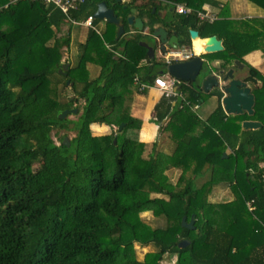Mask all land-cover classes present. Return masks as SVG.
<instances>
[{
  "label": "trees",
  "instance_id": "1",
  "mask_svg": "<svg viewBox=\"0 0 264 264\" xmlns=\"http://www.w3.org/2000/svg\"><path fill=\"white\" fill-rule=\"evenodd\" d=\"M154 1L137 4L149 31ZM182 1L203 10L205 3L210 10L220 7L218 0H158L172 10ZM257 1L264 7V0ZM221 10L211 23L194 17L182 23L184 15L174 14L185 27V44L191 45L188 25L202 37L222 39L224 47L216 52L226 70L234 66L231 58L244 61L248 51L264 45V19L242 20L248 27H241L239 19L225 22ZM63 19L57 6L40 0H0V264H158L164 258L163 264H264L261 71L251 66L244 76L254 94L253 114L226 113L218 86L206 92L217 103L203 123L180 109L178 95L160 96L151 120L159 134L178 135L169 153L140 137L143 120L132 113L137 90L130 87L137 60L121 47L122 37L108 41L103 35L109 46L101 50L88 29L75 61L66 62L69 70L90 64L96 71L84 80L59 71L63 62L55 42ZM250 27L259 33L255 43ZM140 37L137 32L131 40L146 57ZM181 86L188 92L183 97L199 105L200 82ZM73 107L74 119L59 117ZM246 118L262 125L244 129ZM69 130L74 134L67 145ZM106 133L110 149L103 142ZM110 150L113 161L107 164ZM174 168L181 174L170 182L167 171ZM223 188L232 191L231 199L208 200ZM143 212L158 220H146ZM192 214L194 227L183 226L182 217L189 221ZM183 239L188 244L178 246Z\"/></svg>",
  "mask_w": 264,
  "mask_h": 264
},
{
  "label": "crops",
  "instance_id": "2",
  "mask_svg": "<svg viewBox=\"0 0 264 264\" xmlns=\"http://www.w3.org/2000/svg\"><path fill=\"white\" fill-rule=\"evenodd\" d=\"M99 1H101V0H85L84 2L79 3L78 6L72 10V11H74V10L78 9L79 13H78V15L73 17L76 20L75 22H69V21L66 22V25L63 28V30H64L63 36H62V37H64L63 39L69 38V37L71 38L72 36L76 35L79 37V39L75 42V46H77L78 41L84 40L85 36L88 32V29L91 28L94 30V33H95L92 43L94 46H98L102 50L103 48H105V47L107 48L109 46L108 43L105 41L104 36L106 37V39L108 41H111V39L113 37L115 39H119L120 37H122L123 40L121 41V43H122L121 47L122 46L128 47L130 49V50L129 49L128 50H129V54H130L131 58H133V60L134 59L137 60V63H136L135 68H134L135 69V79L130 84V87L135 91L137 90V92H139V93H142V92L139 91L138 88H136L138 82H147L148 80H150L153 77V75H171L168 71L169 64L174 62V61L180 60V59L171 60L170 62H167V63L164 61L162 54L167 48L171 47V46H168V40H169L170 36L175 35L179 41L177 46H181L182 44H185V42H186L185 35H184V33H182L185 30V27L179 23L177 14H174L175 12H177L176 11V3H174V10H172V7L169 6L168 3L158 2V0L154 1V5H152L150 7V12L153 13L155 23L153 25V30L149 31L148 25L145 24L146 23L145 18H142V16H140L138 14L137 7H139V5H137V4L141 3V0H136L133 4H129L130 0H105L106 3L108 4V6L112 7L115 10L116 14L118 16L122 17V19H123L124 30L118 36L117 35V25L115 23L108 22L106 19H99V18H96L93 16V12L96 9V4ZM218 2H219V6L221 8H225V9L221 10L220 7H216L215 10H213V8H212L211 11H215V12H217L219 10H221V12L223 11L224 17L227 18L225 20V22L229 21V20H233V19H239L240 22H238V25L243 27L244 25H246V22H243L242 20L250 21L251 20L250 18H252V17L264 19V7L257 0H248V1H246V0H233V1L232 0H218ZM177 3L187 4L185 1L177 2ZM147 7L149 8L148 5H147ZM204 8H205L204 10H210L211 9V7H209L207 3H205ZM132 9H134V11H132ZM123 10L128 11V14H126V16L123 15ZM177 13H179V12H177ZM88 14H92V16H93L94 26H88L87 24H85L84 20ZM131 14H134L135 16H139L143 20V27L142 28H137L136 26H134V24L132 22L127 21V17ZM181 14H183V13H181ZM188 17L196 18L193 15H191V16H185L184 15V18L182 19V23H186L188 21ZM126 23L129 24L131 27H126ZM200 23H201V21H200ZM69 24H71V25H69ZM112 24H114L116 26V28H114ZM176 24H177V26H179L177 28V29H179V33H175V30H173V28ZM240 26H238V27H240ZM255 26L259 27V28L262 27V25L259 23L255 24ZM156 27H162L161 31H162L164 37L161 38V36L159 34H154V30L156 29ZM83 28H85L84 34H83ZM186 29L188 30V34H189L188 39L190 41V44L193 47V49L195 51H197L198 38H204V37L201 36V34L199 33V31L197 29H195L194 27H192L190 25H188L186 27ZM247 29H252L250 31L253 32L251 35L254 38V43H255V41H257V40H255L256 35H259V33L254 28L250 27ZM114 30H116V34L113 33ZM58 32H59V30H58ZM137 32L143 33V37H140L138 39V43L146 49V55H147L146 57L141 56V54H140L141 50L131 40L135 36V33H137ZM64 34H65V36H64ZM207 36H210V35H207ZM207 36H205V37H207ZM163 39H164V41H163ZM125 41H128L129 43L124 45ZM172 42H173V40H172ZM145 43L152 45L153 49L148 51V48L146 47ZM162 45L166 46V48L164 50L161 48ZM216 51H218V50H216ZM216 51L206 52V53L201 55V57L204 59V63L206 61L207 65L204 64V66L202 67V70L196 76L195 80L193 82H190V83H197L198 81L201 82V78L203 76H205L206 74H208L209 72L218 73V70L220 68L223 69V67H219V66L224 63V59L222 58V55L218 54ZM211 54H216V55H215V57L209 59V56ZM75 55H76V51H75ZM97 55L100 56V54H98V53H97ZM139 55L141 57H139ZM261 58H264V45L262 47L257 46L255 48H253L252 50L248 51L245 54L244 61H241L238 59L240 61V63L243 64L241 68H238L237 64H235V63H233L234 66H230V67H234L235 73L237 76L239 74L238 69H239V71L242 70V72H243L242 74L245 76L248 73V69L251 66H255L254 65L255 61L259 60ZM256 65H257V68L261 71V75L264 76V61L262 62L261 65L260 64H256ZM83 68L89 70L88 66L83 67ZM216 68H218V69H216ZM95 71H96V69L92 73H94ZM149 71H151V73L149 75L150 77L147 78L146 74ZM84 75H85V72L83 73L82 76H84ZM182 83H184L185 85L190 84V83H187L185 80H183ZM248 85L251 87L249 82H248ZM181 87L182 86L179 85L178 89H180ZM218 87L220 88V86H218ZM144 88H145L144 90H146V92H148L150 90H153V91L155 90L154 91L155 92L154 103L161 96L159 94V92L152 87H144ZM144 93L145 92H143L142 94H144ZM182 94H183V91H182ZM181 100H182V98H181ZM143 109H146V106H144ZM153 111H154V109H153ZM245 112L246 111H244V113ZM152 115H153V113H152ZM248 119H250V118H248Z\"/></svg>",
  "mask_w": 264,
  "mask_h": 264
},
{
  "label": "water",
  "instance_id": "3",
  "mask_svg": "<svg viewBox=\"0 0 264 264\" xmlns=\"http://www.w3.org/2000/svg\"><path fill=\"white\" fill-rule=\"evenodd\" d=\"M126 6V5H125ZM124 6V7H125ZM134 11V9H132ZM93 16L99 19H106L108 22H113L117 25V35L119 36L123 32V19L118 16L115 10L108 6L105 0H101L96 4V9L93 12ZM128 22H132L137 28L143 27V20L139 16L131 14L127 17ZM162 27H156L154 34H159L164 37L162 33ZM173 40V42H172ZM164 41V39H163ZM178 38L175 35L170 36L168 40V46L176 47L178 45ZM148 51L152 50V45L145 43ZM224 47L221 38H218L216 35H210L204 38H198L197 53L190 58L177 60L169 64L168 71L171 75L178 76L185 80L187 83L193 82L196 76L202 70L204 64L207 65V62L201 57L202 54L210 51L220 50ZM161 48L164 50L165 45H162ZM152 54V53H151ZM238 68L242 67V63L238 59L235 60ZM210 66V65H209ZM68 63L63 64L59 71L64 74L67 73ZM200 86L203 91H209L213 86H220L223 91L221 98V104L226 113H242L246 111L248 114L253 113V104H254V94L251 91V87L248 85V82L242 78L236 76L234 67H229L228 69L220 68L218 73L209 72L201 78ZM77 112V108L64 109L59 113V117H66L68 113ZM242 128L244 129H255L262 125V123L257 119H243ZM73 124L71 123L70 126ZM123 123L118 125L120 129ZM115 142V139H113ZM64 142L68 145L69 140L64 137ZM194 214L191 215L189 221H186L185 216L182 217L181 224L188 228L194 227ZM188 239H183L178 243V246L183 247L188 244ZM171 255V254H170Z\"/></svg>",
  "mask_w": 264,
  "mask_h": 264
},
{
  "label": "rangeland",
  "instance_id": "4",
  "mask_svg": "<svg viewBox=\"0 0 264 264\" xmlns=\"http://www.w3.org/2000/svg\"><path fill=\"white\" fill-rule=\"evenodd\" d=\"M246 1H248V0H246ZM69 25H71V24H69ZM60 30H61V27L59 26L58 34L60 33ZM84 33H85V28H83V34ZM63 38L64 37H58L57 36V41L55 42L57 53H59V55H60L59 59H60V61L63 62V64L68 63V70L67 71L69 72V74H71L75 78H78L80 80H84L85 78L89 77L90 74L97 67L88 64L89 70H87L85 68H73V69L69 70L70 62H66V61L67 60H70L71 62L75 61V59H76V57H75V51H76L75 42L79 39V37L74 35L71 38L70 37L65 38V39H63ZM127 43H129V42L125 41L124 45ZM215 55L216 54H211L209 56V59L215 57ZM236 59H238V58H231L230 61L232 63H235ZM263 61H264V58L256 60L254 63L255 66H252V67L257 68L256 64L261 65ZM84 72H85V75L82 76ZM238 72H239V74H238L239 76L243 75L242 70L239 71V69H238ZM180 90L183 91V96L188 94L186 87H182ZM154 91L150 90L148 92H145L144 94L139 93V92L135 93L133 104H132V105H134V106H132V113H134L136 116L140 117L143 120V125H142V128L140 130V137L146 141L155 140L156 148L162 149V150L167 151L169 153H172L173 150L175 149L176 145L179 142V137H178V135H175V134H173V136H170L169 133L164 132V131H162L161 134L158 133L157 126L151 120V115H152V113H154V111H153V109H154V106H153L154 105V97H155ZM202 97H203V100L198 103L199 105L194 104V103L192 104L190 99L187 97V99L186 98L183 99V102H182L183 104H182V106H180V109H185L188 112H190L192 115H195V117H193V118H195L199 123L204 122L203 118H205V116L212 111V109L214 108V106L217 103V99L215 96H213V95L209 96L204 91H203ZM144 106H146V109H143ZM66 116L69 117L70 119H74L76 117V113H68ZM200 128L203 129L202 126H200ZM104 131H108V130L104 129ZM73 134H74L73 131L69 130L65 134V137L67 139H69L70 137L73 136ZM104 136L105 137L103 139V142H104L105 148L107 147L108 149H110L111 146L109 144V134L106 133ZM53 137H54V139L57 140L56 136H53ZM113 154H114V150L113 151L110 150L104 155V158H105V161L107 162V164H110L113 161ZM180 174H181V170L178 168H174V169L167 171V178L170 182H175L178 179V177L180 176ZM232 196H233V193L229 188H223V189H217V190L213 191L209 195L208 200L211 202H222V201H226V200L231 199ZM142 214L146 220H148L152 223H154L158 220L157 218L151 216L147 212H143ZM169 257L171 259L169 261V263H172L174 260V257H173V255H169ZM163 261H164V263L165 262L167 263V260H165V258H164L158 264H163Z\"/></svg>",
  "mask_w": 264,
  "mask_h": 264
},
{
  "label": "built area",
  "instance_id": "5",
  "mask_svg": "<svg viewBox=\"0 0 264 264\" xmlns=\"http://www.w3.org/2000/svg\"><path fill=\"white\" fill-rule=\"evenodd\" d=\"M11 1L15 2L18 0H11ZM40 1L46 4H54L65 14V19H63L59 23V26L62 29L60 30V33L57 34L58 37H62L64 32L63 28L65 27L66 22L76 21L73 17L69 15L70 11L75 9L79 3L84 2L85 0H40ZM176 11L179 13H183L185 16L193 15L201 22L211 23L218 18V13L215 11L198 9L185 3H176ZM84 22L88 26H94V18L92 14H88ZM196 53L197 51H195L191 45L182 44L181 46L167 48L163 52L162 56L164 61L167 63L170 62L171 60H176V59L182 60V59L190 58ZM182 82H183L182 78L174 75H153V77L147 82H138L137 88L142 89L144 87H152L156 89L161 96L170 97V96L178 95L183 100L184 97L182 91L180 90L181 88L178 89V86L181 85ZM178 106L179 107L182 106V103L180 104V102H178Z\"/></svg>",
  "mask_w": 264,
  "mask_h": 264
},
{
  "label": "flooded vegetation",
  "instance_id": "6",
  "mask_svg": "<svg viewBox=\"0 0 264 264\" xmlns=\"http://www.w3.org/2000/svg\"><path fill=\"white\" fill-rule=\"evenodd\" d=\"M236 76H237V75H236ZM238 77H242V78H244V75H242V76H239V75H238Z\"/></svg>",
  "mask_w": 264,
  "mask_h": 264
}]
</instances>
